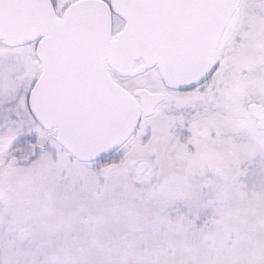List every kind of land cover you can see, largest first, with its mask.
Segmentation results:
<instances>
[{
  "label": "snow or ice",
  "instance_id": "snow-or-ice-1",
  "mask_svg": "<svg viewBox=\"0 0 264 264\" xmlns=\"http://www.w3.org/2000/svg\"><path fill=\"white\" fill-rule=\"evenodd\" d=\"M0 264H264V0H0Z\"/></svg>",
  "mask_w": 264,
  "mask_h": 264
}]
</instances>
